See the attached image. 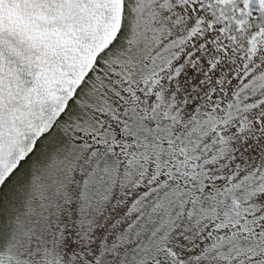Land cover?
I'll return each instance as SVG.
<instances>
[{
  "label": "snow or ice",
  "instance_id": "obj_1",
  "mask_svg": "<svg viewBox=\"0 0 264 264\" xmlns=\"http://www.w3.org/2000/svg\"><path fill=\"white\" fill-rule=\"evenodd\" d=\"M0 264H264V0H0Z\"/></svg>",
  "mask_w": 264,
  "mask_h": 264
}]
</instances>
